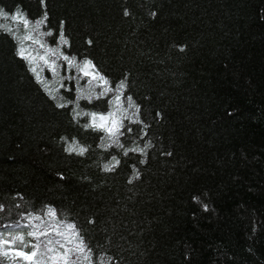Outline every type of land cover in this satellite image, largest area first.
Listing matches in <instances>:
<instances>
[{"label": "trees", "instance_id": "trees-1", "mask_svg": "<svg viewBox=\"0 0 264 264\" xmlns=\"http://www.w3.org/2000/svg\"><path fill=\"white\" fill-rule=\"evenodd\" d=\"M0 9V233L23 237L12 248L32 251L22 217L47 224L53 208L59 231L74 225L90 253L78 264H264V0H0ZM17 9L28 27L11 19ZM45 12L48 45L63 30L62 51L91 62L78 85L42 73L65 108L17 55L21 44L36 55L25 37ZM92 85V102L77 104V87ZM102 116L113 123L100 127ZM47 238L64 248L54 243L44 264H65L57 254L72 245Z\"/></svg>", "mask_w": 264, "mask_h": 264}, {"label": "snow or ice", "instance_id": "snow-or-ice-1", "mask_svg": "<svg viewBox=\"0 0 264 264\" xmlns=\"http://www.w3.org/2000/svg\"><path fill=\"white\" fill-rule=\"evenodd\" d=\"M8 13L0 9V17H7ZM11 19L14 21H22L25 27H28L31 23L24 13H22L19 9L16 10L15 14L11 16ZM47 21V12L44 13L42 19H39L32 25V31L36 33L33 36L31 33L25 37L27 40H31L33 44L38 45V49L36 50V55H33L32 51L29 49L32 47L29 45L27 48L21 44L20 48L17 51V55L25 60L30 66L31 72L35 75V78L38 82H40L44 88L48 91L49 95L53 97V99L58 101L57 106L60 108L67 107V103L64 102L63 98L58 95L59 89L55 87H50V82L44 80L42 77V73L45 69H47L53 78L55 79V83H58L60 88H64V81L67 80L69 82H75L77 85L79 84V79H83L85 76L90 75L87 71L91 62L90 61H77L76 56L66 55L62 51V47L68 44V41L64 37L63 30L59 33V39L57 41V45L55 47H50L47 41L44 39L45 37L52 36L53 33L51 31H41V26L44 25ZM0 27H3L0 25ZM9 31H11L9 29ZM40 50H42L43 54H40ZM37 61H41L42 63H37ZM65 68L66 75L61 77L60 72L61 69ZM78 74H83L79 75ZM87 84V82H86ZM96 85L86 86L85 88L77 87V104L80 99H84L87 102L91 103L92 98L96 96L95 92ZM84 115H88L84 113ZM101 119L106 121L105 125H101L100 127H107L108 124L113 123L110 117L102 116ZM119 129H117V133ZM117 133H113V135L109 136V146H119V136ZM72 147H69L68 151H72ZM136 151H142V149H136ZM82 154V152L80 153ZM105 170H110L108 165L104 166ZM207 206L205 205V209ZM3 209V205H0V210ZM22 219L27 221V225L31 226L32 230L29 231V237H35L36 243L31 245L32 251H24L17 250L12 248L11 245L15 240H23L22 236H15L12 240H9L4 236L3 233H0V258H7L8 260L15 262L16 258H22L25 262H30V264H44L43 258L47 255V253L52 252L54 249L52 245L55 243L60 245V247L64 248V244H61L60 240H56L55 242L52 239H48V231L51 230L53 232H57L60 237L63 238L66 244L72 245V247L65 248L63 253H58L57 256L60 260L64 261L65 264H68V261L71 260L70 254L76 255V260H71V264H78L81 259V255L84 260L89 259V252H86V246L83 243V240L79 238L78 234L74 231V225L67 224L64 225V230L59 231L60 225L63 223L61 221L56 220V212L53 208H48L46 212V219L40 216L28 214L26 217H22ZM34 221H39V223H34ZM44 236L45 240H41L40 237ZM41 245L44 246L45 251L40 252ZM24 247H28L25 245ZM39 252V257H38ZM37 258V259H34ZM55 260L57 257H50Z\"/></svg>", "mask_w": 264, "mask_h": 264}]
</instances>
